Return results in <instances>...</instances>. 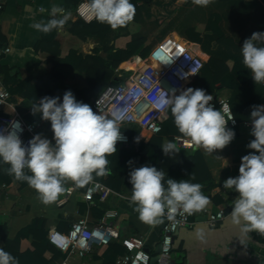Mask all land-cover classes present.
<instances>
[{
	"label": "crops",
	"instance_id": "0c3cea01",
	"mask_svg": "<svg viewBox=\"0 0 264 264\" xmlns=\"http://www.w3.org/2000/svg\"><path fill=\"white\" fill-rule=\"evenodd\" d=\"M1 1L0 83L10 92L3 111L18 113L26 122L36 124L37 140L26 168L11 165L0 155V264H10L8 260L19 264V258L30 255L36 243H48L50 230L67 232L79 218L96 224L104 218L106 210L117 213L109 221L117 239L111 244L95 245L85 258L71 257L72 264H115L126 253L119 240L132 235L141 236L146 250L155 256L167 219L162 214L166 205L162 196L148 192L154 179L152 167L166 175L181 155L194 147L177 148L165 135H150L138 129V140L143 143L160 138L161 156L144 167L138 156L106 160L91 156L81 144L68 142L66 136L60 139L69 130L88 134L101 125L91 107L95 96L88 105H82L73 93L86 87L85 73L60 66L56 68L57 75H46L52 66L48 61L51 42L59 44L60 58L74 51L83 58L98 56L110 60L116 57V51L104 48H109L114 32L105 40L73 35L69 29L79 19L75 9L80 0H74L70 6L64 5L65 0ZM140 9L141 20L131 21L128 31L133 38L145 37L149 51L163 37L174 34L191 43L204 62L216 57L227 67L215 86L211 85L210 77L196 76L187 93L183 91L184 97L176 100L168 112L167 118L169 114L182 112L183 121L189 126L188 137L184 138L203 140L200 149L215 181L209 193L222 198L218 204L203 202L206 210L194 211L191 223L176 231L171 264H264V174L254 172L264 162L258 145L251 139L254 130L264 132V118L254 114V110H240L255 97L251 78L264 87V60L259 61L253 75L248 73L251 59L248 48L257 38L264 37V0H153L150 5L140 4ZM218 33L231 38L240 49L237 51L229 43L217 45ZM131 57L123 61L126 66L137 63ZM117 68L105 86L121 78ZM39 79L45 80L47 87L39 84ZM205 92L227 100L241 122L251 125L223 131L228 138L222 137L223 132L211 133L207 129L196 134L194 126L199 115L191 107L195 108ZM42 96L47 99H41ZM260 104L258 111L264 115L262 98ZM53 114L69 118L58 131V124L51 125ZM52 154H57L74 173L49 168ZM82 173L84 178L80 176ZM88 180L105 184L111 191L109 197L105 201L87 202L84 192ZM72 184L75 189L71 196L58 204ZM242 197L245 202L236 205ZM218 210L224 211V217L214 225L209 224L206 211ZM40 257L47 264H57L62 259L49 249ZM22 263L29 264L23 260Z\"/></svg>",
	"mask_w": 264,
	"mask_h": 264
},
{
	"label": "built area",
	"instance_id": "2783aa9c",
	"mask_svg": "<svg viewBox=\"0 0 264 264\" xmlns=\"http://www.w3.org/2000/svg\"><path fill=\"white\" fill-rule=\"evenodd\" d=\"M123 0H80L75 12L79 19L91 22L97 15V4L113 10ZM3 9L0 0V14ZM1 24V18H0ZM197 49L184 38L169 34L158 41L147 56L134 55L135 68H120L115 84L105 86L91 102L92 111L100 121V128L84 134L79 130L67 131V141L74 144L89 142L94 149H105L114 145L127 144L130 141L129 130L133 127L144 130L150 135L162 131V124L168 116V110L177 98L184 97L192 80L199 74L204 60ZM10 92L0 83V155L6 157L13 166L28 167V156L37 140V125L28 123L18 113L6 114L3 109L8 104ZM41 99H47L42 96ZM197 128L200 123H207V130L220 133L230 128L251 125L239 123L234 116L229 102L213 93H203L198 104ZM182 148H193L192 139L174 137ZM49 168L73 174L74 171L52 154ZM84 178V173L80 174ZM75 186L70 185L58 204L64 203L73 193ZM111 194L110 189L95 180H88L84 192L87 202L105 201ZM240 198L236 205L245 202ZM208 222L214 225L224 217V211L207 212ZM167 222L162 231L161 250L157 254L158 264H171L173 239L180 227L191 222L193 212L186 208L184 197L165 205L162 210ZM117 216L113 210H106L104 218L89 224L85 218L71 223L67 232L56 229L49 231L50 243L59 250L63 257L57 264H72L70 258H85L95 245H107L117 239V232L109 221ZM120 244L126 253L115 260V264H150L151 254L145 248L141 236L121 238Z\"/></svg>",
	"mask_w": 264,
	"mask_h": 264
},
{
	"label": "trees",
	"instance_id": "16d2710c",
	"mask_svg": "<svg viewBox=\"0 0 264 264\" xmlns=\"http://www.w3.org/2000/svg\"><path fill=\"white\" fill-rule=\"evenodd\" d=\"M73 1L74 0H65L64 5L70 6L72 5ZM152 1L153 0H123L118 3L113 10L105 9L97 4V15L94 20L87 23L81 19H78L71 25L69 31L80 39H86L87 37L95 36L101 40H105L114 32L112 38L110 39L112 43L110 44L109 48H104V51L111 52L115 50L116 57L110 60H103L98 56H86L83 58L82 56L77 55L74 51H71L66 57L60 58L59 44L56 41H52L50 44L51 49L49 50L51 56L48 59L52 66L50 68V72H48L46 75L49 73L52 76L57 75L56 68L60 66H70L77 72L85 73L87 81L86 87L81 90H74L73 93L82 105H88L91 99L96 96L109 82L113 74V70L117 68L121 62L122 63L120 65L122 67L127 65V63L123 61L128 60L133 55H139L141 57L147 56L149 47L145 45L146 38H133L128 31V26L131 21L139 22L141 20L142 13L140 4L150 5ZM263 41L264 37L257 38L256 41H254V43L248 48L251 54V59L248 61L250 65L248 72L249 76L253 75V72L258 67L259 61L264 60V52L262 53ZM215 43L217 45L229 43L227 45L232 46L237 51L240 49L231 38L225 37L221 33H218ZM259 56L261 58H259ZM226 71V63L217 59L216 57H210L206 62H204L203 67L198 75L210 77L211 85L215 86V84L220 81L221 77L226 73ZM44 78L45 77H43V79ZM251 79L254 82L252 88L255 97L253 101L242 106L240 110H254V114H256L258 117L264 118V115L258 111L261 105V98L264 101V87L260 86L258 80L254 78ZM38 83H43L47 87L45 80L39 79ZM110 83L115 84L116 81H112ZM255 85L258 86L259 91L256 90ZM200 98L197 101L195 108L194 106L191 107V110L194 111L195 109L196 113L198 112ZM178 99L180 98L175 99L173 103ZM234 116L239 123H242L237 113H234ZM53 117L54 119L51 125H59L56 131H58L69 121L68 117H63L60 114H53ZM199 126L203 130L207 129V123H200ZM194 127L196 134H202L203 131L198 130L196 125ZM187 131H189V126L183 121L182 112H177L175 114H169V117L162 124V131L157 135H165L170 140H173L177 135L188 137L186 134ZM208 131L211 133L213 132L212 130ZM128 132L130 141L127 144L114 145L105 149H94L89 142H86L83 145L81 144L80 146L84 147L83 149L91 156H97L98 158L102 157L106 160H111L116 156H121L125 160L130 156H138L142 162L141 164L144 167H149L155 162V157L160 156V138L157 139L158 137H153L149 143H143L138 140V129L133 127ZM225 133L226 132H223L221 134L223 138L230 137ZM65 136L67 138V132L62 134L60 139L64 140ZM251 139L258 145L261 151L260 158L264 162V132L254 130ZM195 143L196 145L194 148L189 153L182 154L180 161L171 166L166 175H162L153 166L152 169L154 171V179L150 182L151 184L148 189L150 194H157L159 197L162 196V201L166 205L176 201L180 196L185 197V206L192 212L196 210H206L207 207L203 206V202H206V205H210L211 203L218 204L222 201L220 195L216 194L211 196L209 193L211 189L215 187V181L209 173L203 152L200 149L203 140L196 139ZM144 150H146V154H144ZM254 172L257 174H264V166L262 168L255 169ZM48 249L54 252L55 257H63V254L48 241V243H36L35 248L30 253V255L21 256L19 258L20 262H17L19 264H23V260L29 264H47V262L42 260L40 256H42V253ZM8 261H11L9 262L10 264L16 263V261Z\"/></svg>",
	"mask_w": 264,
	"mask_h": 264
},
{
	"label": "water",
	"instance_id": "95a60500",
	"mask_svg": "<svg viewBox=\"0 0 264 264\" xmlns=\"http://www.w3.org/2000/svg\"><path fill=\"white\" fill-rule=\"evenodd\" d=\"M160 250H161V246L159 245L158 246V248H157V251H156V255L155 256H153V257H151V259H150V263H155V262H157V254L160 252Z\"/></svg>",
	"mask_w": 264,
	"mask_h": 264
},
{
	"label": "rangeland",
	"instance_id": "374dc122",
	"mask_svg": "<svg viewBox=\"0 0 264 264\" xmlns=\"http://www.w3.org/2000/svg\"><path fill=\"white\" fill-rule=\"evenodd\" d=\"M153 22H155V21H153ZM156 34H152V37H154ZM171 142H172V144L175 146V147H177V148H182V147H180V146H178L177 144H176V142H175V139H173V140H171ZM160 156H161V154H160Z\"/></svg>",
	"mask_w": 264,
	"mask_h": 264
},
{
	"label": "bare ground",
	"instance_id": "6f19581e",
	"mask_svg": "<svg viewBox=\"0 0 264 264\" xmlns=\"http://www.w3.org/2000/svg\"><path fill=\"white\" fill-rule=\"evenodd\" d=\"M134 63V62H133ZM136 64V63H135ZM128 65V66H125L123 68H128V69H132V68H135L137 65H140V63H138L137 65ZM122 68V67H121ZM186 93V92H185ZM184 94V93H183Z\"/></svg>",
	"mask_w": 264,
	"mask_h": 264
}]
</instances>
